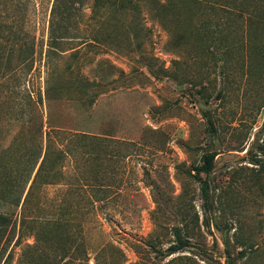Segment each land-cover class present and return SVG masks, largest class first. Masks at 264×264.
I'll return each mask as SVG.
<instances>
[{
  "label": "rangeland",
  "instance_id": "1",
  "mask_svg": "<svg viewBox=\"0 0 264 264\" xmlns=\"http://www.w3.org/2000/svg\"><path fill=\"white\" fill-rule=\"evenodd\" d=\"M64 1L0 0V264H264V0Z\"/></svg>",
  "mask_w": 264,
  "mask_h": 264
},
{
  "label": "trees",
  "instance_id": "2",
  "mask_svg": "<svg viewBox=\"0 0 264 264\" xmlns=\"http://www.w3.org/2000/svg\"><path fill=\"white\" fill-rule=\"evenodd\" d=\"M133 0H129V7L132 9L133 4H132ZM224 1L223 3H220V0L218 2V5L221 6L222 8L224 7H228L231 8V4L228 2V0H222ZM231 1V0H230ZM95 6L100 5L99 4V0H95L94 1ZM68 5L64 0H54V5L52 8V12L55 14V12L57 13H62L65 14V7ZM137 8V7H136ZM135 9V8H134ZM53 23H57L56 18H52V24ZM55 45L57 42H54ZM94 82H86L84 83L86 86H90L92 85ZM61 90L62 87L55 81H53V83L51 85H49L48 87H46L45 90V94L47 95L46 97L48 98H53L56 97L58 95L61 94ZM28 100H29V105H31L33 107V115L34 117L39 118V128H38V134H39V144H37V146H35V148H33V150L31 151V153H29L28 155V166H30V172L32 173L36 167L37 168V172H36V176H38L41 172V170H45V167L48 164V155L50 153L49 151V146L51 145V142L53 141V139L55 138L53 134H57L59 136L63 135V134H69L71 135V137H76V136H86L89 135L88 132H81L79 129H75V128H69L67 129V127H64L62 124H54L53 121L50 118H47V127L49 128L48 132L46 133V136L44 138V131H43V118L42 115L40 116V113L38 114V106H37V100L34 98V96L32 95V93H28ZM40 101V100H39ZM37 112V113H36ZM45 142V144H44ZM216 153L212 152L209 153L205 156L204 158V162L203 165L201 167V169L205 170V171H210L212 170L213 166H214V159H215ZM30 174V173H29ZM7 217L3 214H0V220H5ZM175 235L177 237V241L173 244H171L167 250H168V254H173L177 251H180L181 249H183L185 247V243L182 241L181 235H180V231L175 228Z\"/></svg>",
  "mask_w": 264,
  "mask_h": 264
}]
</instances>
